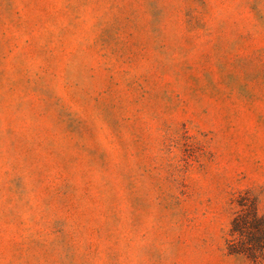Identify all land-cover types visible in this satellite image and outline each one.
<instances>
[{
    "label": "rangeland",
    "instance_id": "374dc122",
    "mask_svg": "<svg viewBox=\"0 0 264 264\" xmlns=\"http://www.w3.org/2000/svg\"><path fill=\"white\" fill-rule=\"evenodd\" d=\"M264 0H0V264H264Z\"/></svg>",
    "mask_w": 264,
    "mask_h": 264
},
{
    "label": "trees",
    "instance_id": "16d2710c",
    "mask_svg": "<svg viewBox=\"0 0 264 264\" xmlns=\"http://www.w3.org/2000/svg\"><path fill=\"white\" fill-rule=\"evenodd\" d=\"M239 207L233 216L226 239V252L250 262L264 259V217L258 215L255 203L248 195L236 199Z\"/></svg>",
    "mask_w": 264,
    "mask_h": 264
}]
</instances>
